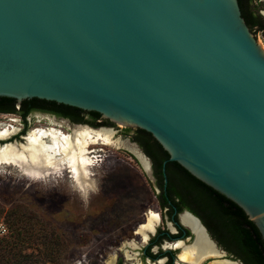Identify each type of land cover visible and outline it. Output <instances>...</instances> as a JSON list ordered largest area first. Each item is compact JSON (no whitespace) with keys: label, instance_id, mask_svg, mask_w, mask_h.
I'll list each match as a JSON object with an SVG mask.
<instances>
[{"label":"water","instance_id":"1","mask_svg":"<svg viewBox=\"0 0 264 264\" xmlns=\"http://www.w3.org/2000/svg\"><path fill=\"white\" fill-rule=\"evenodd\" d=\"M0 96L151 133L264 240V47L239 0H0Z\"/></svg>","mask_w":264,"mask_h":264},{"label":"rangeland","instance_id":"2","mask_svg":"<svg viewBox=\"0 0 264 264\" xmlns=\"http://www.w3.org/2000/svg\"><path fill=\"white\" fill-rule=\"evenodd\" d=\"M252 7L264 21V1L253 0ZM253 33L264 47V30L254 27ZM52 117L30 115L28 126L24 128L20 115L0 113V123L15 130L11 137L0 139V143L25 142L29 132L38 126L72 132L75 125ZM88 125L114 128L116 137L129 138L132 142L139 130L108 120ZM96 148L100 149L99 156L95 157L91 170L96 189L85 197L73 185L67 171L32 180L17 167L0 164V237L11 234L8 225L11 215L20 232L18 247L36 253V257L25 264H106L115 255L116 264H160L164 261L146 257L143 249L147 242L136 234L138 225L147 219L149 209L162 216L157 228L172 227L169 219L163 218L166 210L160 205V188L154 175L148 173L133 152L125 147L98 144ZM171 169L174 171L175 167ZM128 241L138 247H130ZM218 246L227 252L226 258L242 261L236 253ZM152 250L157 252L158 247ZM177 251L179 255L181 249ZM128 252L135 257L128 259Z\"/></svg>","mask_w":264,"mask_h":264},{"label":"bare ground","instance_id":"3","mask_svg":"<svg viewBox=\"0 0 264 264\" xmlns=\"http://www.w3.org/2000/svg\"><path fill=\"white\" fill-rule=\"evenodd\" d=\"M14 131L6 123H0L1 140L11 137ZM115 133L116 130L111 127L94 128L80 125L68 132L53 126H38L29 132L25 142L0 143V164L15 166L32 180L43 179L56 173L62 175L67 171L71 174L73 185L85 197L96 189L91 170L95 157L99 156L97 153L100 149L96 148L98 144L125 147L135 153L142 165L148 168L147 159L136 146L127 138L116 137ZM181 218L184 225L194 231L195 238L192 242L177 240L179 242L174 243V247H182L177 258L178 264H206L208 259L211 260L207 264H241L237 260L226 258V252L216 246L204 227L190 213L184 212ZM161 221V214L149 209L147 219L138 226L136 234L147 242ZM127 244L132 248L138 247L134 242ZM127 256L130 260L135 257L130 252ZM116 262L115 255L108 259L106 264Z\"/></svg>","mask_w":264,"mask_h":264},{"label":"trees","instance_id":"4","mask_svg":"<svg viewBox=\"0 0 264 264\" xmlns=\"http://www.w3.org/2000/svg\"><path fill=\"white\" fill-rule=\"evenodd\" d=\"M239 3L251 30L253 31L254 27L264 30L262 15L252 7L253 0H239ZM34 99L41 98L34 97ZM0 100L16 101L14 98L3 96H0ZM74 108L81 111L80 108ZM91 114L95 119L101 116L96 111H92ZM138 134H141L140 140L143 142L146 153L154 158L161 189V194L158 196L162 198L163 206H170L174 210V204H176L179 210H182L184 208L182 203L189 201L195 208L194 213L201 218L219 245L240 256L244 264H264L262 234L245 210L233 200L194 177L178 162L171 161L169 153L151 133L139 129ZM172 166L175 167L174 171L171 169ZM165 173L168 174V182L165 181ZM1 213L0 211V218ZM17 224L16 219L10 215L8 225L11 234L0 237V264H25L30 258L36 257L35 252L29 253L18 247L20 232H18ZM187 234H190L189 230Z\"/></svg>","mask_w":264,"mask_h":264},{"label":"flooded vegetation","instance_id":"5","mask_svg":"<svg viewBox=\"0 0 264 264\" xmlns=\"http://www.w3.org/2000/svg\"><path fill=\"white\" fill-rule=\"evenodd\" d=\"M64 104V103H63ZM59 102H52L41 99L27 98L24 99L20 104L16 101H1L0 100V113H9V114H18L23 118L24 128L28 126L30 121L29 116L33 114H41V115H49L53 116L52 118L68 121L70 124L75 126H80L79 124H97L98 122H103V120H108L104 118L102 115L100 118L95 119L91 114L92 111H87L81 109V111L77 110L74 107L63 105ZM74 126V127H75ZM141 134H136V139L134 141L144 150L146 153V149L143 146V142L140 140ZM147 154V153H146ZM148 155V154H147ZM152 162V174L156 180V184L159 187V177L156 171V165L153 156L148 155ZM166 172V168H165ZM167 178L168 174L166 173ZM168 182V181H167ZM160 188V187H159ZM158 194H161V189ZM160 205L166 210V215L163 217H167L169 222L174 226L176 230H173L172 227L168 226L167 229L157 228L156 226L155 233H151L149 240L147 241L143 252L150 260L157 261L163 259L164 261L160 264H178L177 263V250L182 251V247H174V243H177L178 239L180 241L187 240V236L192 235V232L189 228L183 226L180 222V214L186 210L194 213V206L186 201L182 203L184 208L179 210L178 205L174 204V210L170 206H163L162 198L158 196ZM170 202L172 200L170 199ZM195 214V213H194ZM196 215V214H195ZM199 217V216H198ZM201 219V218H200ZM162 220V216H161ZM141 225V223L139 224ZM138 225V226H139ZM190 231V234H187V230ZM186 230V234L184 235V231ZM209 231V230H208ZM212 236V235H211ZM214 239V238H213ZM215 240V239H214ZM190 241V240H189ZM216 241V240H215ZM128 241L127 243H129ZM217 242V241H216ZM218 243V242H217ZM166 244V245H165ZM170 244V245H169ZM187 244V243H186ZM166 246V247H165ZM153 247H158V251L152 250Z\"/></svg>","mask_w":264,"mask_h":264}]
</instances>
